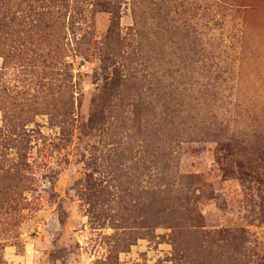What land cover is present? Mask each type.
<instances>
[{"label": "rangeland", "instance_id": "1", "mask_svg": "<svg viewBox=\"0 0 264 264\" xmlns=\"http://www.w3.org/2000/svg\"><path fill=\"white\" fill-rule=\"evenodd\" d=\"M0 3V264H264V0Z\"/></svg>", "mask_w": 264, "mask_h": 264}, {"label": "trees", "instance_id": "2", "mask_svg": "<svg viewBox=\"0 0 264 264\" xmlns=\"http://www.w3.org/2000/svg\"><path fill=\"white\" fill-rule=\"evenodd\" d=\"M46 1H49L50 3H53V0H36V3H44ZM54 2H56V1H54ZM113 3L114 2H108L109 6H110V9L113 7ZM0 5H1V3H0ZM2 6H3V3H2ZM1 14H2V12L0 11V15ZM37 14H40V15H48L49 12L48 11L46 13L45 12H40V13L37 12Z\"/></svg>", "mask_w": 264, "mask_h": 264}]
</instances>
